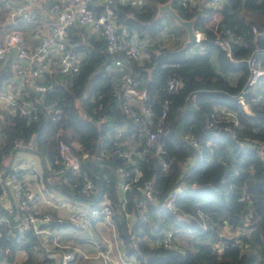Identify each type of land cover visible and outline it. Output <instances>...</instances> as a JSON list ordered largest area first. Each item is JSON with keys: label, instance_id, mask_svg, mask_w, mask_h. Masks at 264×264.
Returning a JSON list of instances; mask_svg holds the SVG:
<instances>
[{"label": "trees", "instance_id": "1", "mask_svg": "<svg viewBox=\"0 0 264 264\" xmlns=\"http://www.w3.org/2000/svg\"><path fill=\"white\" fill-rule=\"evenodd\" d=\"M6 1L10 0H0V21ZM167 1L182 19H191L193 28L201 30L204 37L199 43L172 47L159 43L162 15H167L159 12V6ZM214 14H219V19L209 25ZM115 19L120 28L141 38L148 34L154 40L148 47V58L132 61V76L146 90L144 103L152 112L150 127L164 100L168 102L170 122L161 137L167 152L156 154L140 145L141 157H125L135 142L136 129L133 119L120 107L123 70L114 65L115 55L107 51L103 36L71 26L68 48L80 53V69L74 77L53 73L47 78L46 91L28 92V97L36 100V120L27 124L26 115L12 116L0 110V170L7 167L6 156L12 157L17 150L37 154L46 168L44 158L55 159L60 141H77L81 151L90 154L82 162L81 174L94 182L95 189L84 194L74 180L71 185L60 181L45 184L73 201L92 206L107 195L126 258L131 257L136 264H264V161L256 147L247 144L252 139L264 140V75L244 94V103L237 97L249 87L247 57L261 50L264 59V0H224L221 7L144 0L140 6L117 4ZM253 24L257 34L248 32L241 40L231 41L230 56L214 43L217 32L225 28L241 32ZM5 71L6 76L0 75V90L3 79L11 75L7 67ZM228 72L237 75L234 82L224 76ZM168 78H179L181 86L169 92ZM190 95L194 99H189ZM218 108L232 113L228 121L232 132L222 128L227 122L225 115L217 114ZM56 112L59 118L53 120ZM207 120L215 124L208 126ZM188 136L200 140L198 147L189 143ZM16 141L20 144L15 145ZM168 157H172L170 170L164 172L160 165ZM135 163L143 172L141 178L152 181L153 195L161 203L178 182L184 181L174 208H159L148 201L150 220H143L137 210L138 201L143 199L137 188L139 181L117 193V167L131 172ZM119 195L125 199L123 206ZM128 223L136 234L132 242ZM165 230L175 231L177 246H150L151 239ZM237 230L240 233L235 235ZM230 232L232 241L221 239ZM21 249L28 253L21 264H34L35 257L37 264L52 260L36 243L32 230L21 234L0 225V260L7 258V264L13 263Z\"/></svg>", "mask_w": 264, "mask_h": 264}, {"label": "built area", "instance_id": "2", "mask_svg": "<svg viewBox=\"0 0 264 264\" xmlns=\"http://www.w3.org/2000/svg\"><path fill=\"white\" fill-rule=\"evenodd\" d=\"M48 1L49 3L44 9L40 7L41 0H10L5 2L3 19L0 21V69L7 65L11 75L3 79L0 90V97L5 101L4 110L12 116L26 115L27 124L37 119L36 100L32 101L28 97V92L31 90L41 94L46 91L47 78L53 73L69 77L75 76L81 66V55L70 47L68 48L69 31L71 26H87L91 32L103 36L107 51L115 55L114 65L123 70L120 107L133 119L136 129L135 142L129 146L130 151L125 153V157L128 160L132 154L137 158L141 157L140 145L144 149L153 150L156 154H165L167 150L161 137L166 134L165 127L168 129L170 122L167 120L168 102L164 100L159 116L153 122V126L150 127L152 112L150 107L144 103L146 90L139 87L138 81L132 76V61L139 59L145 43L143 38L137 34L130 33L126 28H120L115 19L117 4L140 6L144 0ZM223 1L179 0L184 6L210 4L216 7H221ZM165 29L166 25L163 24L160 38H162ZM248 32L257 34V27L253 24L249 30L241 32L225 28V30L217 32L214 43L230 56V42L241 40ZM194 33L196 38L194 43L196 44L203 39L204 35L198 29H194ZM260 51L256 54L252 52L246 59L248 70L246 83L249 87L243 88L237 96L242 103L244 102V94L264 75L262 65L264 59L260 56ZM181 84L179 78H168L166 88L171 92L177 90ZM261 97L264 99V94ZM188 98L192 100L194 95H190ZM222 112H224L227 122L222 128L232 132V126L228 124L229 119L232 120V113L224 110V108ZM58 118L59 113L56 112L52 119ZM206 124L211 126L215 122L207 120ZM213 127L218 130L221 128L219 126ZM188 141L197 147L201 143L200 140L192 136H188ZM19 144L20 142L16 141L15 145ZM247 144L256 147L258 154L264 161V140L252 139L248 140ZM26 146L30 148V145ZM81 148V144L77 141L71 143L60 141L55 159L45 158L47 169L45 178L49 182L60 181L67 185H71L74 180L75 185H80V192L84 194L92 192L95 189L94 182L86 175L81 174L82 162L90 154L88 151H81ZM18 152L19 150L13 155L18 156ZM8 158L9 156H6L4 159L7 167L0 170V225L13 228L21 234L27 230H32L36 243L52 258L49 264H77L81 262L135 264L127 258L124 259L125 255L117 245L118 235L112 221L114 211L107 195L104 194L95 206L82 202L83 206L70 208L64 217L54 214L52 211L36 212L33 208V204L36 202H47L59 208L64 206V203H58L55 196L61 195L68 200L71 199L44 183L37 190H29L21 180V175L25 168L32 173H34V169L29 168V164L20 166L13 164L12 161L8 162ZM171 162L172 157L163 160L160 165L161 169L164 172L169 171ZM133 165L131 172L125 170L123 166L117 167V193H123L124 190L130 189L133 182L139 181L137 188L140 190L143 199L138 201L137 210L143 220H150L148 201L155 205L159 204V208H174L175 197L182 189L184 181L178 182L161 203L153 195L152 181L142 179L143 172L137 163ZM130 175L131 178H129ZM118 198L123 206L125 199L121 195ZM53 220L72 225L76 230H89L97 222L107 220L109 222L106 223L113 227L111 240L115 242L117 250H113L109 245L104 244L108 240L104 237L103 243H95V250L87 252L76 245L61 243L59 236L55 235L47 225L35 226L36 222L44 223ZM128 225V235L132 242L136 234L131 229V223ZM91 240L88 239V242ZM177 243L175 231L165 230L151 239L150 246L172 249L177 246ZM34 246L36 247V245ZM3 262H5L4 259H1L0 264H4Z\"/></svg>", "mask_w": 264, "mask_h": 264}, {"label": "crops", "instance_id": "3", "mask_svg": "<svg viewBox=\"0 0 264 264\" xmlns=\"http://www.w3.org/2000/svg\"><path fill=\"white\" fill-rule=\"evenodd\" d=\"M13 1H15V0H13ZM48 3H49L48 0H41L40 7L42 9H44L48 5ZM216 17H219V14H218V16H215L214 18H216ZM218 19L219 18H216V20H218ZM162 20H164V15H162ZM84 29L87 30L88 33H92L87 26L84 27ZM146 58H148V51H146L143 48L142 52L140 54V57H139V59H140L139 61H142V60H144ZM6 67H7V65H5L4 68L0 69V75H2V76H6L7 75V72L5 71ZM232 74L235 75L232 72H228V73H225L224 76L227 77L231 82H234L235 81V78H234L235 76H233ZM4 107H5V101L3 100V98L0 97V110L1 109H5ZM245 110H246V113H250L251 112L249 108H245ZM218 111L219 112H217V114H220L222 116L224 115L223 112H222L223 109L221 110L220 108H218ZM17 155L18 156H14L13 155L12 157L8 158V162L12 161L13 164L15 163V164H18L20 166L29 164L30 165L29 168L34 169V173L29 172V170L27 168L23 169V173L21 175V180L23 181L24 185L29 190H37V189H39L41 187L42 183L45 184V181H48L45 178L46 174H47V169L44 168V165L42 163V159L37 154L31 152L30 150H19ZM15 157H16V161L17 162L15 161ZM44 161H45V158H44ZM5 162H6V160H5ZM41 177H42V180H41ZM55 197L58 200V203L63 202L64 206L57 208V207H54L53 205H50L47 202H43V203L42 202H36V203L33 204L34 211L42 212V213H45V212H48V211L49 212L52 211L54 214H58L59 216L64 217L65 214L68 213L70 208L81 207L84 204V203L82 204V202L68 200V199L65 198V196H61V195H58V196H55ZM66 225H68V224L58 223L57 225L48 226V227L51 229V231L55 235L60 237V236H65L67 233L66 232H59L58 228H60L62 226H66ZM56 232L59 233L60 235L57 234ZM68 234H70L73 239L77 238V237H74V234H72V233H68ZM104 237L105 236L102 237L101 241L97 240V242L102 243ZM97 239H99V238H97ZM110 239H112L111 235H110ZM117 245H121L119 238H117ZM16 256H20V258L18 259L19 261H17V263L21 264L23 262L25 263V260H27L28 253H27L26 250L21 249V250L16 252L15 257ZM32 263H34V264L39 263L37 261L36 257L33 259Z\"/></svg>", "mask_w": 264, "mask_h": 264}, {"label": "rangeland", "instance_id": "4", "mask_svg": "<svg viewBox=\"0 0 264 264\" xmlns=\"http://www.w3.org/2000/svg\"><path fill=\"white\" fill-rule=\"evenodd\" d=\"M214 16H218V15H216V14L213 15V17L209 21V25L210 24L213 25L214 23H216V21H217L216 18H219V17L214 18ZM163 24L166 25V29H165V31H163L162 38H160V40H161V42H159L160 44L170 46V47L180 46L182 44H185V42L187 40V32L183 26L180 27L179 24H177V22L174 20V18H172L169 15H164ZM160 35H161V32H160ZM153 41L154 40L151 37H149L148 34L143 37V42L145 43L144 49L146 51H148V47L151 46V43ZM233 76L236 77L237 75L235 74ZM245 108H248L247 105H244V109ZM106 222H109V221L105 220V222H103V221L97 222L89 230H84V229H77L76 230V229H74V227L72 225H69V224L66 226H62V227L58 228L59 232H66L67 234L65 236L59 237L60 242L64 243V244L70 243V244H73V245H76V246L82 248L83 250H85L87 252H92L93 249L95 250L94 247H95V243H97V240L101 241L102 237L105 236V238H108V240L106 242H104V244L109 245L113 250H117V248L115 246L116 245L115 242H113L110 239V235H111V231H112L113 227L110 226V224H108ZM68 233L74 234V237H77V238L73 239L71 237V235ZM228 233L229 232H227L226 234H228ZM57 234H59V233H57ZM232 235H233V232L232 233L230 232V236H232ZM97 238H99V239H97ZM88 239H92V240L88 242ZM102 243H103V241H102ZM118 246L120 247L121 245H118ZM19 258H20V256H16L13 260V263H10V264H18L17 261H19L18 260ZM125 258H126V256H124V259ZM3 259L5 262L7 261V258H3ZM127 259H129L130 261L135 263V261H133L131 257H128ZM5 262H3V263L7 264V262L6 263Z\"/></svg>", "mask_w": 264, "mask_h": 264}, {"label": "water", "instance_id": "5", "mask_svg": "<svg viewBox=\"0 0 264 264\" xmlns=\"http://www.w3.org/2000/svg\"><path fill=\"white\" fill-rule=\"evenodd\" d=\"M159 12L160 13H167L168 15H170L172 18H174V20L177 22V24H179L180 26H183L187 32V40L185 42V45L191 44L195 42V33H194V28H193V21L191 19L186 20V19H182L175 11L174 9L170 6L169 2L160 4L159 6ZM58 222L53 220V221H49V222H44V223H40V222H36L35 226L36 227H40L43 225H47V226H54L57 225ZM240 233V230H237L234 234L237 235ZM221 239L226 240V241H232V236H221Z\"/></svg>", "mask_w": 264, "mask_h": 264}, {"label": "clouds", "instance_id": "6", "mask_svg": "<svg viewBox=\"0 0 264 264\" xmlns=\"http://www.w3.org/2000/svg\"><path fill=\"white\" fill-rule=\"evenodd\" d=\"M242 103V102H241ZM244 103V102H243Z\"/></svg>", "mask_w": 264, "mask_h": 264}]
</instances>
